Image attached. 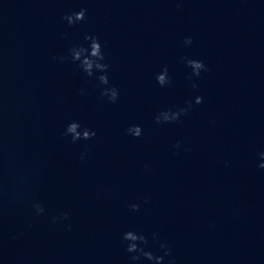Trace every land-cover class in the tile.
<instances>
[{
    "label": "water",
    "instance_id": "95a60500",
    "mask_svg": "<svg viewBox=\"0 0 264 264\" xmlns=\"http://www.w3.org/2000/svg\"><path fill=\"white\" fill-rule=\"evenodd\" d=\"M81 9L84 21L61 19ZM85 35L102 45L116 103L53 59ZM181 57L207 71L188 79ZM197 96L178 123H155ZM73 121L95 137L71 143ZM261 152L264 0H0V264H132L127 231L154 256L167 243L163 264H264Z\"/></svg>",
    "mask_w": 264,
    "mask_h": 264
},
{
    "label": "clouds",
    "instance_id": "9594fccd",
    "mask_svg": "<svg viewBox=\"0 0 264 264\" xmlns=\"http://www.w3.org/2000/svg\"><path fill=\"white\" fill-rule=\"evenodd\" d=\"M86 18V10L81 9L79 12H73L71 14L63 16L61 19L66 21L68 26H74ZM84 41L87 47L83 45H74L68 49V54L66 56H61L59 58L53 57L54 60L59 59L61 63L69 61L72 64L77 65L78 69L89 79L95 78L98 81V86L101 88L100 97L101 99L107 98V103H116L119 91L115 86H109V64L106 63V57L102 49V45L98 37L94 35H85ZM185 46H190L192 44L191 38H186L183 41ZM181 61L185 64L187 68L191 69V74L188 79L193 77L199 78L201 72H206L207 68L202 61L190 59L188 57H181ZM99 73V75H97ZM156 83L160 87L171 86V77L168 75V69L165 66L159 74L155 77ZM197 84L193 83L192 88L196 89ZM80 94H84V90L80 91ZM202 97H195L194 101H186L184 107L177 108L175 111L169 109L166 111H161L155 116L156 124H166V123H178L182 116L188 114L191 110L193 103L199 105L202 103ZM127 134L131 135L133 138H139L142 135V129L139 126H130L126 130ZM64 136L71 137V143L75 144L77 141H88L95 137V131L88 128H81L79 122H70L63 133ZM174 147L179 148V142L174 145ZM84 158V153H81V159ZM259 158L264 161V152L259 153ZM260 169H264V163L258 165ZM147 203V200H145ZM35 214L41 215L44 213V208L39 203H33L32 205ZM131 211L135 212L139 210V205L131 204L129 205ZM68 213H60V215L51 218L52 223L59 221L68 220ZM122 242L126 243L125 251L129 254L130 261L132 264H136L137 261L141 259L146 260L149 264H163L164 257L171 256V249L168 247L167 243H160L159 249L162 252L160 256H154L151 251L145 250L149 244V240L145 235L137 233L134 231H127L121 236ZM157 236L154 233L152 235V241L155 242ZM168 264H175L174 260H169Z\"/></svg>",
    "mask_w": 264,
    "mask_h": 264
}]
</instances>
